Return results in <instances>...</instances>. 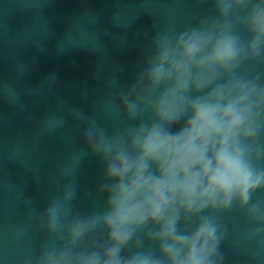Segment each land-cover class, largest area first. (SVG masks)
I'll list each match as a JSON object with an SVG mask.
<instances>
[{"label": "clouds", "instance_id": "1", "mask_svg": "<svg viewBox=\"0 0 264 264\" xmlns=\"http://www.w3.org/2000/svg\"><path fill=\"white\" fill-rule=\"evenodd\" d=\"M194 3L209 7L145 32L131 79L114 70L91 114L57 101L66 111L48 133L70 129L84 147L44 207L26 198L23 222L7 230L11 247L44 238L21 264H226L225 217L236 213L234 248L264 264V0ZM90 156L102 169L94 191L77 180Z\"/></svg>", "mask_w": 264, "mask_h": 264}, {"label": "water", "instance_id": "2", "mask_svg": "<svg viewBox=\"0 0 264 264\" xmlns=\"http://www.w3.org/2000/svg\"><path fill=\"white\" fill-rule=\"evenodd\" d=\"M208 5L194 0H0V264H21L38 254L44 238L32 232L17 247L7 244V230L22 223L24 200L44 207L42 194L57 192L61 170L73 164L78 134L63 129L48 133L50 117L66 108L63 100L91 114L104 95V81L113 71L127 83L141 59L145 32L172 25L182 27ZM127 37V48L116 37ZM99 158H85L78 167L81 190H95ZM82 210L91 209L84 201ZM232 233L222 249L226 264H248L236 250L244 220L227 215Z\"/></svg>", "mask_w": 264, "mask_h": 264}]
</instances>
